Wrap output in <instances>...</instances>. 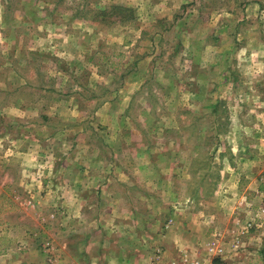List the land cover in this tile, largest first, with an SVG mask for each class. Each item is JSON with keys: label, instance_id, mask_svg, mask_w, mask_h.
<instances>
[{"label": "rangeland", "instance_id": "rangeland-1", "mask_svg": "<svg viewBox=\"0 0 264 264\" xmlns=\"http://www.w3.org/2000/svg\"><path fill=\"white\" fill-rule=\"evenodd\" d=\"M180 230L264 264V2L0 0V264L166 263Z\"/></svg>", "mask_w": 264, "mask_h": 264}, {"label": "crops", "instance_id": "crops-1", "mask_svg": "<svg viewBox=\"0 0 264 264\" xmlns=\"http://www.w3.org/2000/svg\"><path fill=\"white\" fill-rule=\"evenodd\" d=\"M256 2L258 3V8H261L262 2H264V1L263 0H258V1L256 0ZM84 171L85 172L79 173L78 175H76L75 179H73L70 176L64 175L65 178L64 179L62 178L61 182L63 183V185H66V186H69L73 183L78 184V185H87L90 183L89 179L91 178V175H88L89 173L86 169H84ZM148 174L149 175L145 177V180L149 179V177L153 175V172L148 171ZM127 178H128V176H127ZM94 179H96V177H94ZM107 180H108L107 182H103V183L110 184L111 179H107ZM95 182H97V181H95ZM102 189H104V186ZM68 195H70L69 192H68ZM67 200H68V197L65 198V201H67ZM67 207L69 208V206H67ZM73 212H75V210ZM68 213H71V211H66V210L64 211V214H68ZM180 231H181L180 232L181 236L178 239L176 238V242H175V246L177 247V250H178V252L176 253L177 256L172 258V259H167V260L176 261L177 264H188L190 261H193V260H199L201 264H208L210 262L225 264L224 261H226L227 259H223V258L227 254V250H226L225 245L222 242H220V240L214 239L212 241V240H209L208 237L204 236L203 240H202V247L199 248V246H196L195 243L188 244V242L184 240L183 230H180ZM201 237H202V235H201ZM233 251L235 254L233 256H236L237 252H235V250H233ZM231 254H233V253L231 252ZM202 256H205V259H201ZM231 257H232V255H231ZM173 259H175V260H173ZM232 259H234V258H232ZM109 260H106V261L108 263H112V261L115 260V256H113L112 259H109ZM164 261H165V259H164ZM105 262H104V264H106ZM147 262H148V260H147Z\"/></svg>", "mask_w": 264, "mask_h": 264}, {"label": "built area", "instance_id": "built-area-1", "mask_svg": "<svg viewBox=\"0 0 264 264\" xmlns=\"http://www.w3.org/2000/svg\"><path fill=\"white\" fill-rule=\"evenodd\" d=\"M186 262V261H185ZM156 264H177L176 261H169V262H166V263H156ZM188 264H201L199 260H193V261H190ZM208 264H219V263H215V262H210Z\"/></svg>", "mask_w": 264, "mask_h": 264}]
</instances>
